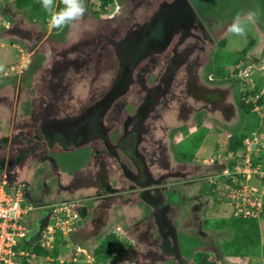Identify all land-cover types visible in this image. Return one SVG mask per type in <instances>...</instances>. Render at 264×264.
Here are the masks:
<instances>
[{"label":"flooded vegetation","instance_id":"af4514ba","mask_svg":"<svg viewBox=\"0 0 264 264\" xmlns=\"http://www.w3.org/2000/svg\"><path fill=\"white\" fill-rule=\"evenodd\" d=\"M129 1L111 13H99L101 25L91 18L100 9H88L85 3L87 30L43 27V21L31 18L26 10L5 9L11 20L1 34L22 43L27 55L21 70H11L1 80L7 82L0 86V119L10 127L11 146L13 133L20 128L40 137L43 150L32 151L34 143L27 141V153L17 155L15 148L20 144L14 142V150L10 146L3 150L0 169L11 165L13 173L32 158H44L52 170L86 160L89 168L98 170L86 182L76 178V184L98 189L110 178L124 204L136 201L147 206L150 202L146 211L151 216H145L152 221L146 226L161 229L171 239L163 241L160 236L148 244L156 247L159 259L182 263V255L173 250L179 249V242L172 221L182 204L173 202L176 189L189 187L183 180L189 178L197 154L186 156L181 145L198 126H208L206 121L213 123L215 116L229 118L225 117V108L232 106L233 81L229 79L238 74L235 82L246 74L251 52L230 66L233 75L227 69L223 76L215 68L210 72L209 64L216 45L226 43L228 34L221 35L222 26L228 27L237 15L244 17L249 10L237 0H210L202 11L194 9L193 0ZM261 1L256 0V7L262 12ZM237 4L240 12H236ZM158 14L163 19L158 42L130 44L131 37ZM254 44L251 39L249 48ZM13 76L15 81H11ZM250 92L239 96L244 100ZM201 111L211 118L201 116ZM117 158L122 159V167ZM207 162L202 159L204 165L212 166L214 161ZM196 166L195 171L205 168ZM168 192L172 204L165 203ZM200 199L208 201L205 193Z\"/></svg>","mask_w":264,"mask_h":264},{"label":"rangeland","instance_id":"374dc122","mask_svg":"<svg viewBox=\"0 0 264 264\" xmlns=\"http://www.w3.org/2000/svg\"><path fill=\"white\" fill-rule=\"evenodd\" d=\"M125 1V2H124ZM123 2L125 4H128L130 1L129 0H124ZM193 4L195 3L196 8L198 9L197 11H202L205 7L210 6L208 3L210 0H193ZM237 1H242L243 5L246 3V6L244 9L248 8L249 11H254L257 13V17L254 23H250L246 25V34L244 36H236L227 31L228 27L222 26L221 30L222 34L221 35H227L226 38V43L222 46L216 45V51L213 54V62L212 64H209V70L210 72H213L212 70L215 68L213 65L216 64H221L220 66H225V70L227 69L228 72H231L230 66L234 65L231 64L233 59H236L238 57L237 54L242 52L243 50L245 52H251L250 59H249V64L250 66L245 70L246 74L241 76L240 78L236 79L234 82V79L236 77L235 74L231 72L233 75L229 81H233L231 83V89H232V94H231V102L232 106L230 105L229 107L225 108V117H229L226 119H219L216 116L212 119L213 123H210L208 121L205 122L206 125L205 128L207 127L208 133L207 136L205 137V140L201 144V146L196 150H190L191 149V144L192 141L191 139H186L181 145V148H183V151H190L193 154H197L193 164L190 167V176L189 178L183 180L184 184L188 182V186L186 187V191L184 189L178 188L175 191V198L176 200L173 202V205H180L181 209L178 211V213L175 215L176 217L172 220L173 223L175 222L177 231L175 237H177V240L179 242V249H173L176 253H180L182 257L184 258V262L180 263V261H171V260H164L162 259H156L153 260L151 263V260H149L150 264H195L194 263V255L197 252H204L208 254L209 259L213 260L216 264H264V212L262 215H260L257 218V223L259 226V231H260V237H261V243H260V248L250 256H241V257H230L227 258L224 256L222 249H221V242L225 239H230L231 238V230L228 228H224L221 230H216L207 226L206 222L210 225H212L215 221L214 218L218 217H224V216H229L232 214V208L230 205L227 203L225 205H214L212 201V196L207 193L208 191H211V184L215 181L218 185L223 186V181L224 179L228 178V175L230 174L229 169L227 168V164L229 161V158L232 157L231 154L225 155L223 152V147L224 144L226 143L228 136L234 134V133H239L242 129L247 127L250 124V121L252 120L248 115H245L242 110L239 108V100L242 99L239 94L244 96V91H253L255 88L257 90L256 95H252L251 93H247L245 95L244 101L245 102H250L255 103L257 100L258 96L264 95V18H261V15L264 16V11L261 12L260 9L256 7V0H237ZM119 0H116V5L113 3L107 7L106 10H97L91 15V18L95 19L100 25L103 24L101 22V19L98 18L99 13L107 11L108 13H111L118 5L124 4ZM10 2L8 0H0L1 4V10L0 11V37H2V41L6 46L4 48H0V86L6 84L7 81H1L4 78V74H11V70H15L16 72L21 70V63H23V58L21 56L26 57V51H25V46L22 43L14 41V39L9 38L6 36V38H3V30H4V24L8 23L7 20L9 19V13L8 8L10 7L8 5ZM88 6V9H97L96 6H92L90 4V0H86L85 2ZM248 3V4H247ZM264 1H261V4ZM262 5V6H263ZM239 5L237 4L236 7V12H240V8L238 7ZM5 8H7L5 10ZM264 8V7H263ZM94 9V10H95ZM28 12V11H27ZM8 13V14H7ZM248 12L245 13L244 16H246ZM25 14V13H24ZM87 16V15H86ZM243 17V16H242ZM233 21V20H232ZM232 21H230L232 23ZM228 22V20H227ZM50 17L48 16L46 21H43L42 26L49 28L50 25ZM96 25V23H95ZM2 27V28H1ZM226 29V30H225ZM2 32V34H1ZM7 35V34H6ZM221 37V36H219ZM251 39H253L254 46L249 48L251 46ZM7 43V44H6ZM11 43H15L16 47L13 45H10ZM18 45V46H17ZM257 45V46H256ZM213 47V49H214ZM17 48V49H16ZM215 50V49H214ZM21 54V55H20ZM204 53H200L201 57H206V55H203ZM208 53H207V58L209 59ZM224 57V58H223ZM226 57V58H225ZM221 58V59H220ZM19 64V66H18ZM13 66V68H11ZM243 69H240L239 72L241 73ZM238 72V73H239ZM227 73V71L225 72ZM224 75V74H223ZM6 77V76H5ZM16 77L13 76L11 78V81H15ZM226 82V80H223L222 83ZM226 86V84H225ZM3 87V86H1ZM254 110L257 112L259 116V127L257 130H255L252 134H249L248 137L250 136H256L257 138V149L254 148V144H249L250 150L249 151H255L254 154H250V156L254 155V158L257 157L260 151H263L264 153V104L263 105H254ZM201 116L205 117H210V114H205V112L201 111L200 112ZM4 120L0 121V124H3ZM216 123V124H215ZM216 125L213 126V125ZM9 125H12V123H9ZM3 127V125H0V128ZM6 131H8V134H5V136H10L11 137V132H10V127L8 128L7 125L5 126ZM201 128V127H199ZM18 130L13 133V138H12V146L7 143V146L9 147H14L13 143H19L20 147L16 146V150H18L17 155L19 153H27V146H25L24 143L29 141L33 145L32 151H39L42 152V144L39 142L41 141V138L36 136L33 131H27L23 132L21 131L20 128H17ZM196 133V132H195ZM192 134V133H191ZM190 134V135H191ZM194 135V134H193ZM190 137V136H189ZM11 139V138H10ZM5 137L0 136V159L3 158V150L6 149L5 145L6 143L4 142ZM218 145V146H217ZM25 146V148H24ZM41 146V147H40ZM52 149V148H51ZM14 150V148H13ZM177 151V148L175 149ZM31 151V152H32ZM52 151V150H51ZM246 151V149H245ZM47 153V152H46ZM49 153V152H48ZM245 154V152H242V155ZM38 158V156H36ZM206 158L207 163H210L211 160L212 166L206 164H202V159ZM245 159L244 155L241 156L237 162L242 163V161ZM264 159V156H263ZM39 160V159H38ZM44 162V158L42 159ZM36 161L37 168H35V173L36 176L39 177V179L46 184L45 181H48L49 185V190L51 192H55L57 190V181L61 183L62 178H65L68 176L65 175L63 177L64 173L62 172V175L60 173L58 174V177L56 179H48L47 176L48 174L46 173L45 164L43 161ZM124 160V159H123ZM32 160H28L26 165L31 164ZM86 161V160H85ZM83 164H79L78 166L71 165L66 166L68 168H79L82 167L83 165H86V162ZM117 161L119 165L122 167L121 163L123 162L121 158H117ZM202 165V167H205L203 170L197 169V171L193 170V167H197L196 165ZM48 165L49 161H48ZM44 166V167H43ZM260 166V165H259ZM213 167V168H209ZM50 168V166H49ZM96 167L91 166L90 171L95 172ZM12 167L11 165L7 167V170L0 169V182L3 180V177L5 175L6 179L9 181L7 183V188L13 187L14 183V177L13 173L11 171ZM98 170V169H97ZM96 170V171H97ZM8 171V172H7ZM10 171V172H9ZM19 172V170H17ZM16 171V172H17ZM48 171V170H47ZM53 171V170H52ZM10 173V174H9ZM42 175V176H41ZM218 177H216V176ZM62 176V177H61ZM219 176H223V180L220 181ZM217 179H216V178ZM254 178V179H252ZM76 179V178H75ZM207 179L209 181L207 182ZM211 180V181H210ZM56 181V182H55ZM77 181V179H76ZM245 179L241 180V183L243 184V191L245 193L248 192H255L251 190L250 188L247 187L249 186L250 183L252 185H256L258 187V194L262 199V202L264 203V180L259 181L256 179V175L251 176V179L247 181ZM55 182V183H54ZM250 182V183H249ZM69 180L67 182V185L64 186L59 185V189L65 190L68 187H71L69 184ZM195 183V184H194ZM57 184V185H56ZM41 188V186H38ZM23 188V187H22ZM72 189V188H71ZM69 188V190H71ZM41 190V189H40ZM206 194L208 197V201H203L200 199L202 194ZM171 194L168 192V200H166L165 203L172 204V201L169 199ZM210 197H209V196ZM138 196V194L136 195ZM139 197V196H138ZM197 199V200H195ZM203 199H205L203 197ZM193 205V206H192ZM127 207V205H126ZM190 207H192V212L187 213L188 210H190ZM188 209V210H187ZM136 211H139L140 213L145 214L146 212V207L142 205L140 202L137 205ZM35 213V210H33L32 215ZM35 214L33 215V217ZM151 216V215H150ZM191 216V217H190ZM33 217H30L27 223V226L30 228V234L28 235V238L25 239V247L29 246L32 241L38 242L40 239V231L37 226L38 222L37 220H34ZM152 218V217H151ZM207 220V221H206ZM115 231V230H113ZM118 234V233H117ZM165 232L163 233V235ZM168 234V233H167ZM123 237L124 240H128L126 235L118 234ZM170 238V235H168ZM165 237V236H164ZM171 239V238H170ZM30 240H32L30 242ZM129 241V240H128ZM130 245L132 244L129 241ZM153 241L151 240V244ZM173 245V244H172ZM154 246V245H152ZM131 253V254H130ZM132 245L126 249L125 252H123L120 256H116V258L109 259L113 260L116 262V264H124L126 262H130L132 260ZM102 261V260H101ZM100 261V262H101ZM103 262V261H102ZM36 264H50L44 258L36 260ZM74 264H84L81 261H78ZM97 264V263H96ZM98 264H103V263H98ZM143 264V262H141Z\"/></svg>","mask_w":264,"mask_h":264},{"label":"crops","instance_id":"0c3cea01","mask_svg":"<svg viewBox=\"0 0 264 264\" xmlns=\"http://www.w3.org/2000/svg\"><path fill=\"white\" fill-rule=\"evenodd\" d=\"M4 46L6 45L0 37V48H4ZM21 58H23L22 60L24 61L25 55L21 56ZM11 68H13V66H11ZM0 125H4L0 128V136L5 137L6 141L3 142L6 143L5 150H7V143L9 144V140L11 137L5 136V134H8V131H6L5 128L6 122L3 121V124ZM33 156L36 157L37 155L33 154ZM1 160L3 161V158H1ZM30 160H32L31 164H25L24 167L22 166L14 169V185L13 187H9L8 189L11 190L20 187L22 189V192L25 189V192H23L22 194V200L24 203L33 206L32 210L25 216L26 223H28L29 218L33 217V215L35 214L33 219L37 220L38 222L37 226L40 231L39 240H41L42 238V230L51 225L49 224V219L55 214L53 211L54 207H62L64 205H67L79 214L81 223L77 224L69 233L67 239L63 240V243L61 244L59 250V256L65 260H68L69 264H74L78 261H81L84 264H94L91 251L93 247L106 234L110 232L126 235L125 237H127L128 240L132 243V260L124 264H141V262H143V264H150L147 263L150 262L149 260H151L152 263L153 260L159 259L157 257L156 247L152 246L150 243L148 244L147 241H154L157 237L160 236L163 237V241L167 239L170 240L168 234L165 233L163 235L161 229L158 230V228L156 227H152L153 229L147 227V222L152 221L150 217L146 218L147 215L150 216L149 211L145 212L146 216L145 214L136 211L135 209L138 205L136 201L124 204V202L120 198H118L119 191L112 179H106V185L98 189L93 185H89L88 187L82 186L80 183L81 181L86 182L87 180H91L93 178L92 175L94 174V172L90 171L88 165H84L83 168L80 167V169L77 167L68 168L66 167L68 165H59L60 167H55V169H53L52 171L51 167L49 168L50 165H48L47 161L44 162L42 159H39V161L42 160L44 162L45 167H43L48 170H46L48 179H56L59 173L60 175H62V172L64 173L63 177L68 174L67 177L62 178L61 183L57 181V190H55V192H51L49 190L50 184H48V181H45V184L39 179L38 176H36V160L33 158ZM33 166L35 168H33ZM17 170H19V172ZM74 177L77 179L80 178V182H78V185L76 184V179ZM3 180H5L6 186L9 181L6 179L5 175L3 177ZM68 180L71 187H68L65 190L59 189V185L63 184L64 186H66ZM38 186H41V188H39ZM69 188H73L76 190L72 191L69 190ZM113 189H115L116 192H112ZM147 201L149 200L147 199ZM149 203L147 204V206L146 204H143L146 209L147 207L150 208ZM33 210H35V213L32 215ZM191 212L192 209L188 210L187 213ZM29 234L30 228L29 233L27 234L25 239L28 238ZM118 236L123 238L121 235ZM31 241L32 240H30V242ZM34 243L35 241H32L26 248L33 250L32 244ZM161 259L162 261L167 260L166 258ZM101 263L116 264V262L113 260H105Z\"/></svg>","mask_w":264,"mask_h":264},{"label":"trees","instance_id":"16d2710c","mask_svg":"<svg viewBox=\"0 0 264 264\" xmlns=\"http://www.w3.org/2000/svg\"><path fill=\"white\" fill-rule=\"evenodd\" d=\"M12 9L21 12L22 10L28 11L31 18L46 21L49 14L45 12L42 8L40 0H8ZM56 8L63 7L61 4V0H55ZM113 0H90V4L92 6H96L97 9L102 11L105 10V7L110 5ZM1 8V4H0ZM7 9V8H5ZM9 9V8H8ZM2 28V27H1ZM251 43V42H250ZM245 54L243 50L240 52L236 59H233L231 64H235L238 59ZM224 58V57H223ZM226 58V57H225ZM221 59V58H220ZM221 64H214L215 71L218 75L223 76L225 71V66H220ZM226 72V71H225ZM256 88L251 91L252 95H256ZM263 105L264 104V95L258 96L255 103L248 102L246 103L243 99L239 100V108L245 115H250L249 117L252 119L250 124L242 129L239 133H234L230 135L224 144L223 152L225 155L231 154L232 157L229 158L227 168L229 171L234 169V165L237 160L243 156V147H244V138L252 134L259 127V116L257 112L254 110V105ZM197 127V129L188 136L187 139H191V149L197 150L205 137L207 136V128L201 126ZM196 132V133H195ZM194 134V135H193ZM187 141V140H186ZM218 146V145H217ZM193 153L190 151H186V156L192 157ZM264 153L260 151L257 157H253L252 162L253 165H260V169L264 171ZM220 181L223 180V176H219ZM224 183H229L233 185V183L229 179H224L223 186L218 185L217 183L212 184L211 191L209 195L212 196V201L214 205H225L229 202V198L227 197V189L224 188ZM264 212V211H263ZM262 212V213H263ZM232 213V212H231ZM262 213L260 215H262ZM215 221L212 225L207 224L208 227L216 230H221L224 228H228L231 230V238L225 239L221 243V249L225 257H241V256H250L255 253L260 248L261 237L259 226L257 223V217H242L234 216L233 213L229 216L214 218ZM207 221V220H206ZM63 243V238L59 235H56L51 247L42 246L38 241L32 244L34 256H21L18 258L19 264H36V260L43 258L46 255H50L53 257L59 256V250L61 244ZM20 245L25 247V237L21 239ZM130 243L127 240L119 237L116 233L110 232L106 234L92 249L91 253L93 256V263L98 264L102 261L116 258V256H120L123 252L126 251L130 247ZM31 250V249H30ZM102 260V261H101ZM194 263L195 264H216L213 260L209 259L208 254L204 252H197L194 255ZM101 261V262H100Z\"/></svg>","mask_w":264,"mask_h":264},{"label":"built area","instance_id":"2783aa9c","mask_svg":"<svg viewBox=\"0 0 264 264\" xmlns=\"http://www.w3.org/2000/svg\"><path fill=\"white\" fill-rule=\"evenodd\" d=\"M254 144L257 149L256 136L244 138L243 152L245 159L242 163L236 162L234 169L230 171L228 178L233 185L224 183L227 189V197L230 199L228 204L232 208L234 216L242 217H258L263 212V202L258 194V187L250 185L247 187L255 192L245 193L242 189V179L250 180L251 176L256 175L259 181L264 180V171L260 169L259 164L253 165L252 159L255 151H249V144ZM246 149V151H245ZM254 179V178H252ZM246 181V183H247ZM5 180L0 182V264H19L18 258L21 256H34L29 248L20 245L22 238L29 233L25 216L32 210L30 204L24 203L22 200V189H8L5 186ZM55 223L42 230V238L39 240L42 246L51 247L56 235L65 239L74 229L79 218L78 213L73 209L64 205L53 208ZM50 264H69L68 260L62 257H53L46 255L43 257Z\"/></svg>","mask_w":264,"mask_h":264},{"label":"clouds","instance_id":"9594fccd","mask_svg":"<svg viewBox=\"0 0 264 264\" xmlns=\"http://www.w3.org/2000/svg\"><path fill=\"white\" fill-rule=\"evenodd\" d=\"M40 3L45 12L49 14L51 27L56 29H64L65 27L81 30L88 29L89 26L84 20L86 12L84 0H61L63 7L59 8V10L56 8L55 0H40ZM256 17L257 13L254 11H249L244 17L237 15L233 22L228 26L227 31L236 36H244L246 34V25L254 23ZM6 26L9 28L11 27V25ZM78 219H80V217ZM67 237L65 239H67Z\"/></svg>","mask_w":264,"mask_h":264},{"label":"water","instance_id":"95a60500","mask_svg":"<svg viewBox=\"0 0 264 264\" xmlns=\"http://www.w3.org/2000/svg\"><path fill=\"white\" fill-rule=\"evenodd\" d=\"M162 20L158 15H155L152 19H150L147 24L144 26V28L139 31L135 36L131 37L130 44L132 45H138V44H145V45H150V44H155L158 42L161 33H159L160 30H162ZM139 39V40H138ZM153 42V43H151ZM140 48L143 46L139 45ZM136 47V46H135ZM134 49V48H133ZM136 51V50H135ZM137 52V51H136ZM55 223V219L51 217L49 219V224L53 225ZM81 223V219L77 220V224Z\"/></svg>","mask_w":264,"mask_h":264}]
</instances>
